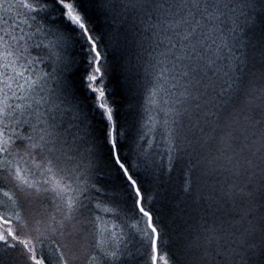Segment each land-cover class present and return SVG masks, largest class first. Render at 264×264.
<instances>
[{
  "label": "snow or ice",
  "instance_id": "1",
  "mask_svg": "<svg viewBox=\"0 0 264 264\" xmlns=\"http://www.w3.org/2000/svg\"><path fill=\"white\" fill-rule=\"evenodd\" d=\"M132 59L147 101L129 90L135 134L109 87L112 62ZM149 111L162 119L140 125ZM104 160L135 223L97 239ZM174 163L189 207L179 254L138 178ZM0 192L14 206L0 264H264V0H0Z\"/></svg>",
  "mask_w": 264,
  "mask_h": 264
},
{
  "label": "trees",
  "instance_id": "2",
  "mask_svg": "<svg viewBox=\"0 0 264 264\" xmlns=\"http://www.w3.org/2000/svg\"><path fill=\"white\" fill-rule=\"evenodd\" d=\"M102 28V25L99 26L98 31H102ZM44 43L46 42L44 41ZM45 54L47 55L48 53ZM76 59L81 64L82 73L84 57L82 54H77ZM112 63L114 68L113 72L109 76V87H111L116 93L114 98L117 102V107L121 111V120L125 124V130L128 131L131 129L133 134H135L138 118L136 111L130 110L127 107L129 103H133V101L130 99L129 90L132 89L134 92H136V100L139 101L141 106L147 104L145 92L143 87H138L132 78H130L131 81L129 80L128 84L126 83V77L133 76L132 73H125L134 68L133 66V68L130 67L131 64H127V61L122 62L120 60H114ZM131 63H135V61H132ZM122 64L127 66L122 67ZM134 74L137 76V79H139L138 73L136 72ZM78 81L79 75L77 76V82ZM131 82H134V84H131ZM130 112L132 114H129ZM149 117V113L144 112L143 117L139 119V124L145 125L147 122H149ZM151 137L154 148L158 154L163 155L165 153V145L159 139L158 126ZM143 147L146 151H152V149L147 148L146 144H143ZM124 152L133 163H141V161L136 158L135 152L132 150L131 140L125 144ZM162 162H166V159ZM100 169L101 170L98 174V177L94 179L93 182L96 183L99 181L102 187H105L108 191H111L108 192L110 195L107 194L102 199H110L112 203L117 202L119 204L133 205L132 193L126 183L120 177L118 170L115 169L114 166L111 165L107 160H104L100 163ZM139 171L141 173L138 177L139 180L147 185L149 194L152 196L151 204L154 203V207L156 209L154 215L159 217L163 224L164 232L168 234L165 237V240L172 246V249L176 250L179 254L183 239L187 236L186 224L189 218V207L187 202L183 200L182 196L178 197L176 195L183 181L182 170L174 163L171 171L158 172L155 178L152 176H148L146 178L143 174V170L139 169ZM0 215H3L2 212H0ZM122 221H124V219L121 218L118 222H102L103 230H101L100 234L102 233L110 235V232L114 230L113 225H119L120 227H118V229L120 230L123 227ZM143 226V222L138 225V227Z\"/></svg>",
  "mask_w": 264,
  "mask_h": 264
},
{
  "label": "bare ground",
  "instance_id": "3",
  "mask_svg": "<svg viewBox=\"0 0 264 264\" xmlns=\"http://www.w3.org/2000/svg\"><path fill=\"white\" fill-rule=\"evenodd\" d=\"M45 42L46 43H44V44L47 45L48 41L45 40ZM132 61H135V60H132ZM135 63H131L130 67L133 68L132 66L135 65ZM136 72L138 73L139 79H137V76L134 74ZM125 73H130V74L132 73V75H133L132 77H129V76L126 77V83L127 84L129 83L130 78H132L134 82L137 81V80H139L141 82L143 81V73L142 72H138L135 68L130 69L129 72H125ZM134 82H131V84H134ZM148 113H149V116H155L156 119H162V117L159 116L156 112L149 111ZM148 123L149 122H147L145 125H148ZM144 132L148 133V128L147 127L144 128ZM149 135L150 136L153 135V132H151ZM149 135H145V139L146 140L149 138ZM96 186H97L98 189H100V191L99 192H92L91 195L94 198L93 199V204L99 203L100 208L99 209L93 208L92 215L99 217V222L98 223H100L102 221H113V222L120 221V220H117L115 218V214L114 213H109V212L103 211V209H105V208H113V207H115L117 205L119 206V209L121 210L119 212L120 217L122 219H124V220H129V218L133 215V213L131 212V209H132L133 205L121 204V203L119 204L117 202L112 203L110 199L107 200L106 198L103 200L102 198L105 197V195H107V194L110 195V193H108V192H111V191H108L105 187H102V185L99 183V181L96 182ZM3 190H4V188H3ZM151 205L154 207V203L151 204ZM129 222L135 223L134 220H129Z\"/></svg>",
  "mask_w": 264,
  "mask_h": 264
},
{
  "label": "rangeland",
  "instance_id": "4",
  "mask_svg": "<svg viewBox=\"0 0 264 264\" xmlns=\"http://www.w3.org/2000/svg\"><path fill=\"white\" fill-rule=\"evenodd\" d=\"M13 2H15V0H13ZM3 191L9 192L10 195L12 194V190L10 188L7 189V187H5ZM0 206H3V207H0V212H2L3 215L5 214V211L7 212V215H14V211H13L14 206L12 205L11 201L8 200L7 197L3 196L2 192H0ZM44 207L47 208L49 211L55 212V210H56L55 209V201H53L52 203L46 202ZM17 210L21 211V214H22V209H17ZM98 222H99V220L97 221L95 229H94L96 236H97V239L101 238L100 232H101V230H103V223L102 222H104V221H102L100 223H98ZM12 227L14 229L17 227L15 222L13 223ZM96 227H97V229H96ZM115 231H119V229L117 228V229H115ZM103 237H107L110 239V235H108V234H103ZM23 238L24 237H22V239ZM38 248H39V245H38ZM53 264H56L55 260H53Z\"/></svg>",
  "mask_w": 264,
  "mask_h": 264
}]
</instances>
